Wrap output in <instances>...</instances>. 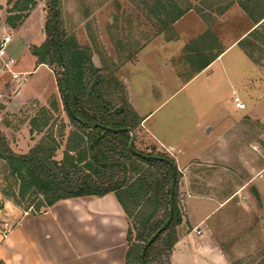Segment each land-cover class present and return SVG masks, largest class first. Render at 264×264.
Instances as JSON below:
<instances>
[{
	"label": "rangeland",
	"instance_id": "obj_1",
	"mask_svg": "<svg viewBox=\"0 0 264 264\" xmlns=\"http://www.w3.org/2000/svg\"><path fill=\"white\" fill-rule=\"evenodd\" d=\"M0 1L3 3L0 6L2 20L6 17L3 9H8L12 0ZM225 2L226 0H184L180 3L182 7L189 3L192 9L162 33L156 32L157 19L148 12L143 0H56V7L59 11L60 28L64 33L74 36L79 45L89 46L95 67L101 68L103 74L110 79L113 77L123 84L127 103L138 117L129 120L131 123L138 122V115L144 116L154 110L145 125L156 130L154 132L161 137L163 144H174L178 139L185 138V142L191 145L198 138L196 136H199L204 142L200 141L198 145L201 142L202 145L207 142L208 145H214L218 133L224 128H230L231 133L236 132L243 138V142L237 140V144L231 138L232 148L243 145L246 140L249 143L255 142L257 127L250 125L251 121L244 117L248 108L235 109L232 92L235 88L242 100L251 101L242 95L240 86L236 84V75H245L249 63L239 52L240 46H236L222 59L216 60L209 69L197 73L199 64L223 46L221 41L215 39V42L205 34L208 30L215 36L227 32L230 40L247 26V20L250 21L247 16L245 19L239 18L236 0L232 2L231 14L221 20L216 11ZM49 4V0H36L18 24L25 20L30 23L35 41L40 33L45 39L44 24L50 13ZM197 10L203 11L204 17L211 20L210 26ZM3 29L0 28V37L6 33L13 34L8 51L18 60L16 68L28 72L23 94L34 97L11 104L16 101V93L25 82L16 91L14 87L7 88L5 84L6 102L0 100V126H4V132L0 131L9 147L18 154L28 152L44 135L52 131L55 140L60 142L55 153V158L60 159L66 137L73 126L63 107L54 67L32 62L27 54L34 44L29 45L27 53L19 34ZM25 32L29 34V31ZM258 36L256 44L260 45L261 51H255L254 58L264 68V24L259 29ZM197 48L201 51L203 49L204 54L201 59L196 60L194 49ZM112 80L108 85L107 98L116 100L118 90ZM127 86L139 114L129 102ZM35 117L38 118V124L46 122V126H42L40 130L31 128L30 121ZM233 120H236V125L231 124ZM211 123L215 126L214 132L200 136L202 127ZM196 124L201 125L200 135L195 128ZM259 130L260 141L256 146L259 148L260 159L252 161V172H255V167L261 168L264 165V129L260 126ZM133 145L139 151H149L154 146L151 137L139 126L135 130ZM159 152L167 153L166 150ZM259 175V184L250 182L252 174L244 170L241 176L245 181L244 189L211 216V235L224 260L217 263L213 256H207L211 259L209 264H264V170ZM17 186V179L9 173L7 163L0 158V197L13 202L17 197ZM218 196L223 200L222 195ZM29 203L31 204V199L25 197L20 200V207L26 212H32L33 208ZM180 204L178 197L182 218ZM4 223L6 221H0L1 235L5 229ZM130 223L134 233V224Z\"/></svg>",
	"mask_w": 264,
	"mask_h": 264
},
{
	"label": "trees",
	"instance_id": "obj_2",
	"mask_svg": "<svg viewBox=\"0 0 264 264\" xmlns=\"http://www.w3.org/2000/svg\"><path fill=\"white\" fill-rule=\"evenodd\" d=\"M182 1L184 0H143L148 12L157 19V33L164 32L192 9L189 3L182 7ZM233 1L226 0L216 14L221 15ZM35 2L36 0H12L6 11L7 25L15 28ZM49 3L50 13L44 24L45 39L39 45H32L30 53L37 64L54 67L63 107L73 127L68 132L60 159L55 158L60 142L55 140L52 131L24 154L15 153L0 131V158L7 163L9 173L18 182L17 197L13 202L20 206V200L27 197L31 199L29 205L33 208L32 212H38L61 199L113 193L135 227L134 233L130 226L126 232L128 246L124 264H141V252L145 243L168 216L173 179L170 162L174 163V159L165 152L157 151L154 146L149 151H139L133 145L139 152L137 154L128 147L129 132L105 128L129 127L135 131L140 119L134 124L129 121L138 117L127 103L123 84L118 79L112 77V80L104 75L103 70L93 64L90 47L79 45L74 36L66 35L60 28L57 7L54 26L52 0ZM236 3L256 24L237 44L250 60L257 62L254 52L258 46L256 41L259 40V29L264 24V0H236ZM197 12L210 26L211 20L204 17L203 11ZM55 32L58 33V45L66 61L67 101L63 96V66L55 42ZM205 34L216 42L211 31L208 30ZM202 51L194 49L196 60L202 58ZM218 55L219 53H213L203 60L197 72ZM110 80L118 90L116 100L107 98ZM90 122L97 125L92 126ZM30 125L34 130H40L42 126H46V122L38 124V118L35 117ZM140 154L149 157H142ZM179 178L180 172L176 168L172 217L167 226L145 247L144 264H171V252L178 240L177 226L181 222L178 208ZM0 264L4 263L0 261Z\"/></svg>",
	"mask_w": 264,
	"mask_h": 264
},
{
	"label": "crops",
	"instance_id": "obj_3",
	"mask_svg": "<svg viewBox=\"0 0 264 264\" xmlns=\"http://www.w3.org/2000/svg\"><path fill=\"white\" fill-rule=\"evenodd\" d=\"M0 6H3L1 1ZM3 10L7 11L6 8ZM238 10L239 18L245 19L247 16L245 12L240 7ZM232 11L231 4L218 16L223 20ZM247 18L250 19L248 16ZM247 22H249L247 26L230 40H228L227 32L218 36L213 35L218 42L221 41L223 46L215 52L219 55L199 72L209 69L216 60L222 59L233 48L239 46L238 41L256 27L251 19ZM31 26L25 20L12 28L7 25L5 18L0 20L1 29L12 30L19 34L20 40L25 43L27 53L30 44L38 45L43 41L41 33L37 41L34 40ZM25 31L27 33L29 31V34H26ZM211 33L213 34L212 31ZM259 46L255 48V51H261ZM238 50L245 56L249 63V69L245 75H236L238 78L236 84L240 86L242 95L251 101H246V103L233 88L234 98L242 101L245 105L244 108H237L235 105L234 107L236 110L248 108L244 117L251 121L250 125L257 127L255 142L250 141L249 143L246 140L243 145L240 144L232 149L231 138L237 144L238 141L243 142L242 136L236 132L231 133L230 128H221L214 145H208V142L204 145L201 142L198 145V142H204L203 138L199 136H196L198 138L194 139L195 142L191 145L185 142V138L178 139L174 144H163L161 137L155 134L156 130L145 125L154 110L144 116L138 115L140 117L138 126L151 137L157 151L166 150L167 146H171L172 149L166 150V152L174 159V164L180 172L178 197L181 202L182 218L177 226L178 240L171 252V264H209L211 259L207 256H213L217 263L224 260L212 238L210 218L226 201L236 198L244 189L245 181L243 182L241 177L244 170L250 175L252 174L251 180H248L254 183H258L261 176L259 174L264 170L263 165L261 168L255 167V172L251 171L252 161L260 159L259 148L256 146V143L260 141L259 127L264 129V68L258 61L250 60L241 47ZM27 56L32 62L36 61L30 53ZM22 62L24 63L25 59ZM226 79H228V74ZM5 84H7V88L10 87L8 77L0 75V100L3 103L6 102L5 98L7 97ZM25 87L26 81L16 93V101H12L11 104H15L17 101L24 102L26 98L34 97L23 94ZM127 94L131 106L137 112L138 108L132 102L128 86ZM231 124L236 125V120H233ZM3 127L0 126V130L4 132ZM195 128L199 134L201 125L196 124ZM214 129V124H205L200 132L201 135H199H210L209 133L212 134ZM217 141L219 145H217ZM223 191L225 192L222 194ZM218 195H222L223 200L217 198ZM25 211L10 200L0 197V221H6L11 227V231L5 237L0 232V261L4 264L125 263L128 246L126 232L130 221L113 193L61 199L38 212L24 213Z\"/></svg>",
	"mask_w": 264,
	"mask_h": 264
},
{
	"label": "built area",
	"instance_id": "obj_4",
	"mask_svg": "<svg viewBox=\"0 0 264 264\" xmlns=\"http://www.w3.org/2000/svg\"><path fill=\"white\" fill-rule=\"evenodd\" d=\"M12 36V33H6L0 37V75L7 76L10 87H14L16 91L26 81V74L28 72L16 68L17 60L8 51V46L12 40ZM234 105L237 108L245 107L244 103L236 98ZM165 149L170 151L172 148L171 146H167ZM24 213L27 212L25 211ZM4 224L5 229L3 230L2 235L5 237L11 231V227L8 226L7 222Z\"/></svg>",
	"mask_w": 264,
	"mask_h": 264
},
{
	"label": "water",
	"instance_id": "obj_5",
	"mask_svg": "<svg viewBox=\"0 0 264 264\" xmlns=\"http://www.w3.org/2000/svg\"><path fill=\"white\" fill-rule=\"evenodd\" d=\"M52 13H53V24L54 26H56V0H52ZM55 42L57 44V49L60 53L61 56V62H62V66H63V96L65 101H67V85H66V80H67V67H66V61L64 59V56L62 55L61 49L58 45V33L55 32ZM68 109L70 110V112L73 114L71 108L69 105H67ZM74 117H76L74 115ZM92 126H96L97 124L94 122H90L89 123ZM106 129H110V130H115V131H120V130H124L129 132L130 134V138L128 141V147L134 151L135 153H139L138 151H136L133 147V143H134V139H135V131L129 127H119V128H110V127H105ZM142 157H149V155L146 154H140ZM170 165L172 167V174H173V179H172V183H171V193L169 196V205H168V216L165 220V222L163 223V225L157 230V232L155 234L152 235V237L145 243L144 245V249L145 247H147L149 245V243L152 241V239L158 234L160 233L166 226L167 224L170 222L171 217H172V212H173V201H172V193H173V186H174V182H175V170H176V165L173 162H170ZM144 249L141 252V264L143 263V255H144Z\"/></svg>",
	"mask_w": 264,
	"mask_h": 264
}]
</instances>
